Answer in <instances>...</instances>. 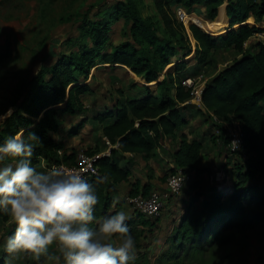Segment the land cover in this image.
<instances>
[{
    "label": "trees",
    "instance_id": "16d2710c",
    "mask_svg": "<svg viewBox=\"0 0 264 264\" xmlns=\"http://www.w3.org/2000/svg\"><path fill=\"white\" fill-rule=\"evenodd\" d=\"M151 1L150 8L138 7L132 0L119 2L117 7H105L98 15L104 18L98 20L90 18L96 4L83 13L70 16L69 20L80 23V35L79 40L69 39L66 44L77 49L60 53L50 69L40 68L30 84L36 90L30 93L27 102H21L22 111H13L1 122L0 142L21 129L25 137L34 133L41 144L34 147L33 164L43 161L46 168L51 169L54 165H72L77 156L62 140L54 138L58 137L63 125H69V134L76 133L84 125L100 131L104 145L108 142L113 148L108 157H101L96 162L99 175L89 182L96 187L99 198L95 214L103 217L110 210L112 214L126 208L114 204V190L111 189L129 182L130 171L120 166L125 156L150 157L154 150L164 148L165 138L176 136L179 139L176 148L167 151L173 166L168 175L177 171L191 174L192 180L186 186L195 190L202 171L199 168L202 140L207 139L214 145L218 140L224 148L228 143L225 124H239L247 149L245 156L239 154L226 159V151H220V165L227 166L220 168L231 175L228 174L230 180L233 177L231 193L222 203L218 200L219 193H213L210 201H203V211L198 214L193 213L192 203L199 196L182 207V213L173 222L177 224V231L168 240L171 249L162 256L170 261L185 252L184 248L199 244L205 234L213 233L220 220L222 224L225 219L231 221L230 229L233 230L251 229L264 218V214L261 217L251 209L252 206L264 207V42L253 40V51L244 49V44L256 33H264L260 28L264 24V0ZM195 6L204 9L210 22L225 6L230 19L227 33L223 35L217 26L211 34L192 24L186 28L177 19L176 10L189 11ZM223 16L222 12L220 17ZM251 19L255 26L246 24L252 22ZM119 20L125 40L115 44L109 36L110 26ZM220 46L236 51L240 58L209 79L202 88L201 104H194L191 102L194 84L184 85V73L191 70H187L188 65L177 57L180 53L186 57L194 50L196 66L209 65L211 54ZM99 64L112 70L124 69L139 80L134 79L129 85L131 94L117 91L119 99L111 109L88 111L83 100L93 90L87 80L91 70ZM170 66H174V74L169 71ZM21 99L20 94L11 107L15 108ZM193 108L211 124L202 133L201 140L188 141L180 131L187 126L185 113ZM77 117H80L79 122L73 124L72 120ZM97 124L99 127H94ZM84 152L90 156L98 155ZM134 195H137L136 191ZM246 207L250 209V215L245 214ZM0 219L9 221L2 214ZM158 223L159 219L155 223L146 217L142 225L152 233ZM225 227L223 225L215 237L214 245L233 240L231 236L223 235Z\"/></svg>",
    "mask_w": 264,
    "mask_h": 264
},
{
    "label": "rangeland",
    "instance_id": "374dc122",
    "mask_svg": "<svg viewBox=\"0 0 264 264\" xmlns=\"http://www.w3.org/2000/svg\"><path fill=\"white\" fill-rule=\"evenodd\" d=\"M124 1L126 0H0V123L5 117L12 114L13 111H22L21 102H27L31 96L30 93L36 90L35 87H30V84L33 83V79L40 68L50 69L53 60L60 53L67 54L77 49V47L70 48L66 44V41L69 39L79 40L78 35H80V23L78 24L73 20H69L70 16L78 12L83 13L90 5L96 4V8L90 13V18L98 20L104 18V16L100 18L98 15L105 7H117L119 2ZM132 2H135L138 7H142L143 5L148 8L152 7L151 0H132ZM182 11L184 14L176 10V17L186 28L192 24L209 34L215 31L216 26L221 32H224L223 35L228 31L230 19L225 6L219 9L216 19L212 22L206 19L204 9L199 6H195L189 11ZM222 12L224 16L220 17ZM251 20L252 22L246 24L250 27L255 26L253 19ZM121 28V20L113 22L110 26L109 36L115 44L125 40L122 37ZM260 28L264 29V24ZM78 40L76 42L81 43ZM253 40L264 42V33H256L250 42L245 43L244 49L246 51H253ZM191 45L194 47L192 40ZM193 51L188 53L186 57H182L183 53H180L177 58H182L188 65L187 70H191L184 73L186 75L184 84L186 80H189L191 82L187 85L194 84V88L198 90L202 89L205 83L219 70L240 58L239 53L236 51L220 46L211 54V64L196 66V57ZM110 68L109 66L99 64L91 70L87 82L93 92L83 100L84 106L88 111L111 109L113 103L119 99L117 91L123 90L129 95L131 94L129 93V85L134 79L139 80L124 69L115 68L112 70ZM168 69L174 74V66H170ZM20 94L22 95V99L17 103L15 108H12L11 104ZM191 102L197 104L196 100ZM185 114L187 128L185 127L184 131L192 135L193 138L195 134H201L211 124V121L201 117V115L199 116L196 108ZM79 119L80 117L73 119V124H77ZM89 127V125H84L76 133L69 134L68 131L71 130L69 129V125L67 127L63 125L58 135V141L62 140L64 145L74 150L77 154L84 151L98 154L106 153L107 147L104 145L100 131L96 129L92 130ZM94 127L97 128L99 126L97 124ZM176 145V141L170 143V150L175 149ZM219 147L223 148L222 145ZM161 152L164 157H169L170 152L168 153L165 148ZM143 159L145 158L143 157ZM130 161L133 163L136 161L140 162L141 158L137 157L135 161ZM220 162L219 160L216 162L217 164L213 168V172L225 171L222 169L227 166H221ZM36 166L41 169H47L43 161L37 163ZM147 170V173L151 174L152 168L148 167ZM215 173L211 177L209 175L207 181H203L205 190L209 189L210 185L207 184H210V181L214 182L213 177ZM168 174V168L164 166L159 173L161 183L167 179ZM153 175H151V178H155ZM136 176L137 174L134 175V178ZM229 176L231 175L229 174ZM231 180L229 177L228 181ZM226 189L225 191L223 188L219 190L214 189L215 194L219 193L218 200L221 203L231 193L228 187ZM253 193L259 195L258 191H254ZM205 199L211 200L210 196ZM203 204V200L200 198L196 202L193 201V213L198 214L203 211ZM251 209L254 214L258 213L261 217L264 214V207L259 209L252 206ZM122 210L126 211L129 216L126 223L136 239L137 247L134 264H264V218L251 229L233 230L230 229L231 221L225 219V224H222L220 220L215 224V227H217L215 231L213 233L208 232L210 236L205 234L204 238L199 241V244L184 248L185 252H180L178 256H174L168 261L162 256L166 251L168 252L171 249L168 240L176 233L177 229L165 228L160 231L159 222L157 224V227L159 225V229L157 228L152 233H149L147 232V228L142 225V222L146 219L145 216L139 212H133L128 206ZM250 213V209L246 207L245 214L250 215ZM109 214H111V210ZM161 216L162 214L158 218H150V220L157 223V219H160ZM167 219V222H170L171 218ZM223 225L226 226L223 235L231 236L233 240L220 246L214 245V239L219 231L222 230ZM12 227L9 221L3 222L0 219V244L3 243V238L6 235L11 234ZM0 264H9L6 253L0 252ZM11 264H48V261L44 257L40 261H36L31 256L22 255L12 260Z\"/></svg>",
    "mask_w": 264,
    "mask_h": 264
},
{
    "label": "clouds",
    "instance_id": "9594fccd",
    "mask_svg": "<svg viewBox=\"0 0 264 264\" xmlns=\"http://www.w3.org/2000/svg\"><path fill=\"white\" fill-rule=\"evenodd\" d=\"M38 144L23 129L0 142V214L13 226L0 252L9 264L22 255L48 264H134L137 244L126 211L97 217L96 187L78 169L34 165Z\"/></svg>",
    "mask_w": 264,
    "mask_h": 264
},
{
    "label": "crops",
    "instance_id": "0c3cea01",
    "mask_svg": "<svg viewBox=\"0 0 264 264\" xmlns=\"http://www.w3.org/2000/svg\"><path fill=\"white\" fill-rule=\"evenodd\" d=\"M184 130L185 129L180 131V135L181 134L185 135V138L188 141L193 139L201 140L202 133L206 131V130L203 131L201 134L199 133L195 134L193 138L192 135H189V133L188 132L186 133V131ZM178 140L179 139L176 136L165 138L164 148L166 150L168 149L167 151H169L170 143H174L176 141L177 144ZM202 142L203 144H202L201 159L199 165V168L202 171L199 179V186L197 189L192 190L191 187L188 185L183 189V191L179 195L172 197L168 202H166L165 208L161 213L162 216L159 219L160 231H162L165 228L174 229L177 224L175 223L173 224V222L176 221L175 219L178 218L179 213H182L181 212L182 207L187 205V203L192 201V199L199 196L200 199L204 201L206 200L205 198L215 193L214 191L215 188L217 190L224 188L222 185H217L215 182H211V181L210 184H207L210 185L211 188L209 187L208 190H205L203 187V181L204 180L207 181L208 176L210 175L211 177V175L215 173L213 172V168H215L217 164L216 162H218V160L222 162V153H220V151H222L223 149L219 147L220 143L218 142V140L216 146H214V144H211L210 142L208 143L207 139H203ZM137 157L141 158L140 162L136 161L135 163H133L130 161V160L135 161ZM167 158L163 156L161 150L157 149L152 152L150 157H146L145 159H143L142 155H127L123 159H121L120 166L127 168L130 171V178L128 183H120L114 186L113 188H111L112 190H114L112 192V199L115 202L114 204H120L122 205V207L124 205V207L127 208L128 205L125 203L128 197L137 196V195L147 196L153 191H164L166 188V183H165L166 180H164L161 183V179L159 178V173L162 171V168L164 166H166L168 170L173 167L171 163V159H169L168 156ZM148 167L152 168V171L150 170L151 174L147 173ZM136 170L140 173H138ZM135 174H137V176L134 178ZM152 174H154L153 176H155V178H151ZM146 185H148L149 188L148 187L146 188ZM135 191L137 192V195H134ZM167 218H171L170 222H167L168 221ZM159 225H158V229H159Z\"/></svg>",
    "mask_w": 264,
    "mask_h": 264
},
{
    "label": "built area",
    "instance_id": "2783aa9c",
    "mask_svg": "<svg viewBox=\"0 0 264 264\" xmlns=\"http://www.w3.org/2000/svg\"><path fill=\"white\" fill-rule=\"evenodd\" d=\"M179 12L183 13L182 10ZM180 13H178V15H180ZM189 82L191 81L186 80L184 85H187ZM201 93L202 89L198 90L193 88L191 92V101L196 100L197 104H201ZM225 131L228 136V143L223 148V150L226 151L225 158L232 159L235 156H238L239 154H242V156L244 157L247 149L244 145L243 135L239 124H225ZM234 141L236 142L237 147L232 144ZM106 147V153H100L95 156H90L85 152H80L77 154L75 162L72 165H54L51 169L55 168L60 170H67L75 168L78 169L80 173L84 175L88 180L92 179L95 176L99 175L96 162L101 157H108L110 155L111 149L113 148V146H111L108 142H106ZM191 180V174H184L181 171H177L168 175L166 179V188L164 191H153L147 196L137 195L128 197L126 199V204H128V207H130L133 212H139L141 215L148 218H157L161 215L162 211L164 210L166 202H168L172 197L179 195L187 185V182ZM213 180L217 185H222L223 187L226 186L225 190H227V187L230 190L232 188L231 181H228L229 177L225 171L216 172L213 177ZM178 185H180L179 189Z\"/></svg>",
    "mask_w": 264,
    "mask_h": 264
}]
</instances>
